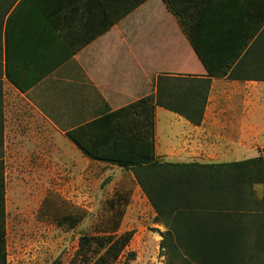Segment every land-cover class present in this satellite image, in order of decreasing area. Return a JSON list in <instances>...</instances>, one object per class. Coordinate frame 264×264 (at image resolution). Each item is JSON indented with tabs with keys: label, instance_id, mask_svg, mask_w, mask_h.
I'll list each match as a JSON object with an SVG mask.
<instances>
[{
	"label": "crops",
	"instance_id": "0c3cea01",
	"mask_svg": "<svg viewBox=\"0 0 264 264\" xmlns=\"http://www.w3.org/2000/svg\"><path fill=\"white\" fill-rule=\"evenodd\" d=\"M11 1L0 0V10ZM19 1L15 0L5 15L0 34V160L3 162L9 153L33 154L41 147L53 148L66 138V131L89 123L104 112L155 94L158 76L207 77L205 67L164 0L138 4L56 67L53 65L59 56L77 48L91 25L105 23L101 10L93 0H69L60 20L59 0H39L40 17L44 13L53 18L55 25L67 27L64 34L61 28L56 35L44 34L42 27L48 18L39 19L35 15L37 0H22L25 4L11 21V57L17 59L16 66L22 73L30 67L37 73L48 72L27 91L20 92L4 74V27ZM132 3L133 0L119 3L116 9L129 8ZM174 4L188 17L197 14L196 36L201 50L210 58L221 59L222 64L234 59L240 45L247 43V36L259 28L228 71L233 77L210 78L199 125H192L171 112L187 131L171 138L172 142L164 147V160L230 163L234 162V154L242 160L258 156L264 149V141L258 142L262 130L252 116L261 101L264 81L244 80L241 74L253 72V65L248 64L252 56L247 52L251 48L261 50L264 0H175ZM64 41L70 45H64ZM162 110L165 109L155 108L156 140V121ZM170 153L175 155L171 157ZM249 153L253 156L245 158L252 155Z\"/></svg>",
	"mask_w": 264,
	"mask_h": 264
},
{
	"label": "trees",
	"instance_id": "16d2710c",
	"mask_svg": "<svg viewBox=\"0 0 264 264\" xmlns=\"http://www.w3.org/2000/svg\"><path fill=\"white\" fill-rule=\"evenodd\" d=\"M24 1L20 0L12 9L4 27V74L20 92L27 91L48 72L37 73L30 67L29 72L23 69L25 73H22L16 66L17 59L11 57V21ZM68 1L59 0L57 18L60 20ZM93 1L105 23L91 25L78 47L64 52L53 67L68 60L80 46L106 32L145 0H133L129 8L119 10L116 9L119 3L131 0ZM164 2L177 18L207 77L158 76L155 94L104 112L93 121L66 131L65 136L84 157L132 172L155 212V221L166 228L159 243L164 264H264V149L256 157L230 163L169 162L156 155L155 138L156 107L178 114L192 125L201 123L210 78L233 77L228 71L259 27L247 36V43L240 45L234 59L222 64L221 59L210 58L201 50L196 36L197 14L188 17L183 9L175 6V0ZM14 3L12 0L0 10V34L4 17ZM40 4L37 0L34 12L39 19L48 18L42 27L44 34L56 35L60 28L64 34L67 27L55 25L53 18L44 13L40 17ZM260 37H264V32ZM63 44L67 46L70 42ZM259 45L261 50L251 48L247 52L252 56L248 64L253 65V72L241 74L244 80L264 81V40ZM256 186L261 188L259 196ZM80 220L72 216V226ZM116 230L111 229L107 235H80L72 264H113L132 237L131 232L116 236ZM5 233L4 162L0 160V264H7Z\"/></svg>",
	"mask_w": 264,
	"mask_h": 264
},
{
	"label": "rangeland",
	"instance_id": "374dc122",
	"mask_svg": "<svg viewBox=\"0 0 264 264\" xmlns=\"http://www.w3.org/2000/svg\"><path fill=\"white\" fill-rule=\"evenodd\" d=\"M260 100L252 116L262 130L258 142L264 141V88ZM156 124L157 156L164 160V147L187 130L167 110ZM4 162L7 264H72L80 235L111 229L116 236L132 233L113 264H164L159 243L166 228L131 171L84 157L67 138L33 154L9 153ZM255 189L259 196L260 186ZM72 216L82 220L72 226Z\"/></svg>",
	"mask_w": 264,
	"mask_h": 264
}]
</instances>
